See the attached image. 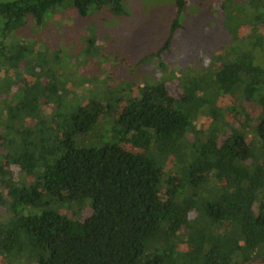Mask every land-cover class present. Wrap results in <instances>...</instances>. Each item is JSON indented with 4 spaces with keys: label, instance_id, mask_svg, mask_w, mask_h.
Returning <instances> with one entry per match:
<instances>
[{
    "label": "trees",
    "instance_id": "obj_1",
    "mask_svg": "<svg viewBox=\"0 0 264 264\" xmlns=\"http://www.w3.org/2000/svg\"><path fill=\"white\" fill-rule=\"evenodd\" d=\"M122 1H0V264H264V68L251 56L218 59L210 82L172 74L177 98L158 80L70 97L44 53L6 44L27 15L121 16Z\"/></svg>",
    "mask_w": 264,
    "mask_h": 264
},
{
    "label": "rangeland",
    "instance_id": "obj_2",
    "mask_svg": "<svg viewBox=\"0 0 264 264\" xmlns=\"http://www.w3.org/2000/svg\"><path fill=\"white\" fill-rule=\"evenodd\" d=\"M263 1L229 0L222 5L223 0H187L177 20L179 28L157 59L149 56L171 35L174 0H123L125 15L121 16L102 9L82 18L73 8L62 7L46 15L39 26L27 15L24 25L8 35L6 44L32 45L44 53L42 58L50 62L51 71L58 72L70 97L88 95L95 89L102 95L107 89L113 93L122 81L132 85L136 96V86L153 84L154 80L167 82L172 74L210 82L218 61L224 63L237 54L251 56L264 68V28L254 25L253 20L263 12ZM11 77L16 82L24 78L20 63ZM166 87L170 97L180 95L176 80L168 81ZM232 101L223 95L217 98V105ZM50 112L46 107L45 115ZM209 123L206 117L197 121L201 127ZM106 141L98 136L88 138L87 143L100 147Z\"/></svg>",
    "mask_w": 264,
    "mask_h": 264
}]
</instances>
